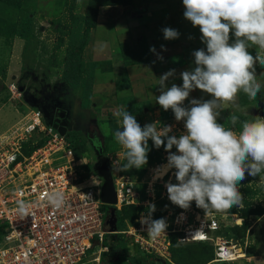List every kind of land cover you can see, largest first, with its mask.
<instances>
[{
    "label": "rangeland",
    "instance_id": "374dc122",
    "mask_svg": "<svg viewBox=\"0 0 264 264\" xmlns=\"http://www.w3.org/2000/svg\"><path fill=\"white\" fill-rule=\"evenodd\" d=\"M13 1L18 3L20 10L15 11L14 8H11L9 12L0 10V141L3 140L5 144L12 142L14 137L18 135V132L14 131L19 127L17 123L19 121L25 122L37 111L28 109L21 103L20 94L13 86V76L22 69L24 42L18 37L9 35L10 33H4L1 22L5 21L6 23L8 20L16 22L23 15L31 14L36 36L34 51L32 52L34 59L40 62L41 68L48 66L58 77H61L70 34L73 32L83 33L86 27L80 18L85 15L88 3L94 2L97 5L96 3L101 0ZM157 2L165 8L159 12L170 18L164 23L163 21L158 23V20L147 19L146 21H154L156 24L148 23L147 26H143V21L140 19L146 16L143 12L144 9L152 8L155 11L156 9L150 6ZM133 3L136 8L134 14L136 23L131 22L133 20L132 14L130 16V13L125 11L124 6H98L96 27L89 29L88 43L80 55L84 68L86 70L88 68L93 69V88L89 98L98 107L100 124L106 138V154L110 157H117L120 166L125 163V149L114 138V133L121 130V124L118 123V118L114 113L121 108L129 112L135 110L136 113L132 112L131 114L135 116L141 127L153 122L156 123L158 129L165 125H172L173 131L170 135L174 134L179 137L185 132L183 121L177 122L170 109L164 111L156 103V96L160 94L158 90L159 78L170 69H175V77L170 78L166 83L169 87L172 83L181 86L183 81L180 78V73L195 67L192 53L201 48L206 51V45L201 42L202 33L199 27H193L191 22L184 18L182 0H133ZM165 27L178 30L179 38L165 40L162 32ZM158 29L159 31H157ZM189 36L192 39H189ZM234 40L235 37L230 32L229 43L231 44ZM160 44L166 48V51H160ZM153 46L156 53L163 56L162 61L157 58L156 53L150 51ZM253 47L248 51L255 57L257 47ZM93 63L96 64L93 65ZM255 67L258 82L262 85L261 92L257 94L255 100H250L241 91L233 102L225 105V110L217 122L223 124L226 129L230 128L239 133L243 121H254L244 117L239 118L235 126H227V116H240L239 110L246 106L261 103L264 110V67H261L259 63ZM192 98L207 100L212 97L210 94H205L196 89L190 93L189 100ZM188 103L189 101L186 100L185 105ZM23 111L27 114L26 117H24ZM12 131H14V135H11ZM20 134L22 139H20L19 144L24 142L31 149L46 142L38 133H35L30 139L22 131ZM26 146L24 145V149ZM149 149L153 153L151 158H148L147 165L138 170L139 174L133 178L127 175L124 177L128 186L137 194L135 198L137 205L146 209L142 212L147 213V204L152 202L156 205L155 212L163 214L160 216L162 218L169 212L173 213L168 207L171 202L168 199L165 183L169 181L174 184L177 183L173 175L175 169L170 170L163 178L152 183L154 171L159 166L167 164L168 152L165 151L164 146L160 149L154 148L151 140H149ZM171 151L179 154L175 146ZM23 152L24 155L28 154L25 150ZM64 153H60L59 156ZM90 161L89 156L77 162L76 170L83 179L93 175L83 165L89 164ZM62 163L64 160L60 159L58 164ZM245 175L246 179L238 184V189L244 198L242 208L233 207L227 213L216 211L204 213L202 209L200 211L196 207L194 201L190 208V214L203 216L209 213L217 218L219 230L215 237L211 236L215 243L222 244L224 242L228 247H233V250L244 253V257L224 264H264V183L260 182L259 175L256 177L248 176L247 173ZM261 176H264V172L261 173ZM143 196L145 199L139 202L138 200ZM165 205H167V210H164ZM104 211L107 215L109 207L106 206ZM170 217L167 219L168 221ZM197 222L196 219L195 223ZM1 235L2 231L0 237ZM177 245L178 247H186L191 251L190 249L195 246V243H177ZM212 245H210L212 250L216 252L217 247ZM101 246L102 243L97 244L92 250L87 251L84 262L91 260L97 250L102 249ZM92 252L93 255H91ZM193 252H196V249ZM153 260L156 264L160 261L165 264L160 259L153 258ZM164 260H169L170 263H168L173 264L171 259Z\"/></svg>",
    "mask_w": 264,
    "mask_h": 264
},
{
    "label": "clouds",
    "instance_id": "9594fccd",
    "mask_svg": "<svg viewBox=\"0 0 264 264\" xmlns=\"http://www.w3.org/2000/svg\"><path fill=\"white\" fill-rule=\"evenodd\" d=\"M182 3L184 18L193 27H199L206 51L201 48L192 53L195 67L180 73L181 86L172 83L169 87L166 83L175 77V69L160 76L156 103L164 111L170 109L177 122L183 121L185 132L179 137L170 135L172 125L158 129L155 122L141 127L135 116L121 108L114 113L121 124L114 138L125 149L122 171L139 170L147 165L149 140L156 149L164 146L168 152L167 164L154 171L152 183L175 169L173 175L177 183H165L172 205L186 212L194 201L204 213H227L233 207H243L244 198L238 184L246 179V173L252 177L259 175L260 182L264 183L261 176L264 172V118L243 121L239 133L217 122L225 105L233 102L239 92L255 100L261 90L255 65L258 62L264 67V0H182ZM162 32L165 40L180 36L179 31L171 27L163 28ZM230 32L235 37L231 44ZM253 46L257 47L255 57L248 51ZM161 49L166 51L163 45ZM150 51L156 53L155 47ZM156 54L162 61L163 56ZM196 89L212 98L189 100L190 93ZM186 100L188 105H185ZM238 120V116H230L233 126ZM174 146L179 154L171 151ZM46 199L56 209L65 203L60 192L49 193ZM27 208L24 201L19 202L20 213ZM147 208L138 222L149 238L156 240L167 234L168 220L152 218L155 203L149 202Z\"/></svg>",
    "mask_w": 264,
    "mask_h": 264
},
{
    "label": "built area",
    "instance_id": "2783aa9c",
    "mask_svg": "<svg viewBox=\"0 0 264 264\" xmlns=\"http://www.w3.org/2000/svg\"><path fill=\"white\" fill-rule=\"evenodd\" d=\"M22 113L27 116L25 111ZM17 125L14 131L18 135L12 142L0 141V221L5 224L0 237V264H99L100 254L107 251L106 248L97 250L91 260L84 262L86 252L101 244L108 233L105 224L108 215L101 209L97 177L93 173L86 179L81 177L68 144L43 125L38 112ZM20 131L29 139L38 133L46 142L24 155L26 144H19ZM62 152L65 153L59 156ZM108 157L114 170L118 202L115 208L120 210L123 205L134 204L137 194L125 177L117 173L119 159ZM60 159L64 163L58 164ZM54 192L64 195L65 203L60 209L47 202V195ZM20 201L28 205L23 214L19 211ZM190 212L182 210L176 214L168 221L167 234L156 240L149 238L138 222L144 212L135 220L136 225L123 233L139 251L162 259L169 257V234L178 233L179 243L206 241L213 244L217 250L212 262H227L226 254L232 247L224 242L215 243L211 237L219 228L217 218L209 213L196 216ZM169 216L171 212L165 215L167 219Z\"/></svg>",
    "mask_w": 264,
    "mask_h": 264
},
{
    "label": "trees",
    "instance_id": "16d2710c",
    "mask_svg": "<svg viewBox=\"0 0 264 264\" xmlns=\"http://www.w3.org/2000/svg\"><path fill=\"white\" fill-rule=\"evenodd\" d=\"M88 3V7L85 15L80 18L82 20L83 25L86 27L83 33L73 32L70 34L66 54L63 60V69L61 72V77L63 80H66L72 87L77 89H82L83 97L85 98L86 103H91L89 95L93 88V69L86 70L80 60L81 52L84 50L88 43V31L89 29L96 27V15L98 13V6H116L121 5L124 7H129L133 3V0H101L100 2ZM11 8L20 10V6L18 3L13 0H0V10L5 12H9ZM4 14V13H3ZM4 33L9 35H13V37H18L20 40L24 42L23 46V54L25 53L29 58L34 59V43L36 41V36L34 34V22L31 14H25L18 21L8 20L6 23L1 22ZM9 25V26H8ZM96 63H93L95 65ZM92 65V66H93ZM48 68V66L46 67ZM136 113L135 110L130 113ZM135 115V114H134ZM239 118H244L243 116H238ZM227 126L232 127L230 121V116H227ZM65 142L68 144L69 149L73 153L74 160L76 162L81 161L85 157H89L88 148L85 142L80 138V136L76 133H69L63 137ZM106 145V138H105ZM41 146V143L36 147ZM27 147V150H26ZM25 147V152L30 153L33 149ZM30 149V150H29ZM152 150L148 153V158H151ZM155 155V153H154ZM122 165H119V169L117 173L120 176L127 175L133 178L135 175L139 174L138 169L132 168L128 171H122ZM85 168L90 171L89 164L84 165ZM145 197H141L139 202H142ZM105 205L101 206L102 211L105 213ZM109 207V206H108ZM170 210H172V216L170 219L180 213L182 209L179 207L172 205L171 203L168 206ZM110 210V207H109ZM146 210L143 206H138L134 201V204L123 205L120 210H115V215L117 219V233L110 234L107 233L103 236L102 239V248H106L107 251L101 252L99 264H156L155 259H160L164 261L165 264H169V260H164L154 255L146 254L137 249V247L124 235V231L130 227L136 225L135 220L138 218L139 214ZM164 210H167V208ZM163 210V211H164ZM201 211V209H200ZM108 215V213H107ZM163 215L159 212L153 213V219H159L160 216ZM165 216V215H164ZM4 222L0 221V233L4 227ZM171 228V227H170ZM217 229L212 233V236H216L218 233ZM107 232L109 230L107 229ZM178 233H170L168 236L169 239V257L173 264H215L212 261L215 259V252L212 250L210 243L208 242H190L195 243V246H192L191 251H189L186 247H178ZM210 244V245H208ZM213 246V245H212ZM202 247V250H201ZM196 249V252L193 250ZM204 250V251H203ZM212 250V251H211ZM169 262V263H168ZM162 264L161 261L158 264ZM224 264V263H223Z\"/></svg>",
    "mask_w": 264,
    "mask_h": 264
},
{
    "label": "water",
    "instance_id": "95a60500",
    "mask_svg": "<svg viewBox=\"0 0 264 264\" xmlns=\"http://www.w3.org/2000/svg\"><path fill=\"white\" fill-rule=\"evenodd\" d=\"M13 80L21 103L28 109L36 110L45 127L51 128L61 137L76 133L85 142L91 159L90 171L99 181L100 202L110 207L105 221L108 233H117L115 207L118 202L114 170L106 154L98 107L95 104L84 107L82 89L72 87L51 69L41 68L37 59L26 60L23 69L13 76ZM238 113L253 120L264 117L261 103L246 106Z\"/></svg>",
    "mask_w": 264,
    "mask_h": 264
},
{
    "label": "crops",
    "instance_id": "0c3cea01",
    "mask_svg": "<svg viewBox=\"0 0 264 264\" xmlns=\"http://www.w3.org/2000/svg\"><path fill=\"white\" fill-rule=\"evenodd\" d=\"M154 7L156 10L155 11H153V9L152 8H150V9H144V14L146 15V16H143L141 19H140V21H143V26H147L148 25V23H153V24H156V22H154V21H156V20H158L159 22L158 23H160V22H162L163 21V23L165 22V21H167L170 17H167V16H164L163 14H162V12H159V11H163V10H165V8H163L160 4H159V2H157V3H154L153 5H151L150 7ZM159 7H161V8H159ZM158 9V10H157ZM125 11H128L129 13H130V16H131V14H132V21L131 22H133V23H136L135 22V17H134V14H135V11H136V8H135V5H131V6H129V7H125ZM141 11H142V8H141ZM142 12V13H143ZM157 17V18H156ZM147 19H149V20H154V21H146ZM140 21H138V22H140ZM146 22V23H145ZM141 25V26H142ZM157 28V27H156ZM157 31H159V29L157 30ZM177 42V41H176ZM160 45H162V44H160ZM177 45H178V42H177ZM256 47V46H255ZM254 47H251V48H249V49H253ZM162 49H160V51H161ZM176 51V50H175ZM175 53H177V51L175 52ZM257 64H258V62H257ZM256 64V65H257ZM255 65V66H256ZM261 92V91H260Z\"/></svg>",
    "mask_w": 264,
    "mask_h": 264
},
{
    "label": "bare ground",
    "instance_id": "6f19581e",
    "mask_svg": "<svg viewBox=\"0 0 264 264\" xmlns=\"http://www.w3.org/2000/svg\"><path fill=\"white\" fill-rule=\"evenodd\" d=\"M29 114V113H28ZM38 119V118H37ZM36 122H38V121H36ZM7 137V136H6ZM163 165H165V164H163ZM162 166V165H161ZM169 172V171H168ZM165 176V175H164ZM163 176V177H164ZM162 177V178H163ZM238 220V219H237ZM239 222V221H238ZM196 236H198L197 234H196ZM234 248L232 247L230 250L231 251H229V253H227L226 254V260L225 261H227V262H230V261H236V259L237 258H241V257H244V253L243 252H241V251H238V250H233ZM241 252V253H240Z\"/></svg>",
    "mask_w": 264,
    "mask_h": 264
},
{
    "label": "flooded vegetation",
    "instance_id": "af4514ba",
    "mask_svg": "<svg viewBox=\"0 0 264 264\" xmlns=\"http://www.w3.org/2000/svg\"><path fill=\"white\" fill-rule=\"evenodd\" d=\"M29 59H31V58H29V57L24 53V54H23L22 69H23L24 62H25L26 60H29ZM22 69H21V70H22ZM21 70H20V71H21ZM83 98H84V97H83ZM93 104H94V103H92V102H91V103H86V102H85V98H84V100H83V106H84V107L91 106V105H93Z\"/></svg>",
    "mask_w": 264,
    "mask_h": 264
}]
</instances>
